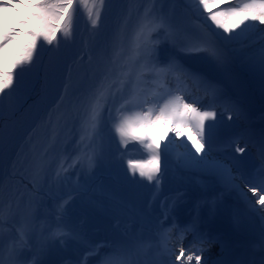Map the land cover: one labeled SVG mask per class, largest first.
<instances>
[{
	"label": "snow or ice",
	"instance_id": "snow-or-ice-1",
	"mask_svg": "<svg viewBox=\"0 0 264 264\" xmlns=\"http://www.w3.org/2000/svg\"><path fill=\"white\" fill-rule=\"evenodd\" d=\"M238 72L264 93V0H191L185 14L167 0H0V264H45L54 246L87 243L82 225L47 226V201L69 182L73 194L56 201L59 221L77 198L126 218L105 245L89 247L96 264H168V255L171 264H264V223L242 251L219 240L213 259L199 214L179 223L175 208L155 215V193L131 204L132 193L108 190L97 201L90 189L113 148L134 142L151 154V167L129 161L118 188H158L161 161L172 155L201 188L218 190L210 216L227 196L247 202L246 187L264 222V127L244 132L233 167L211 156L218 109L229 120L242 114L223 87ZM186 133L191 147L176 143ZM173 233L181 241L190 234V247L175 253Z\"/></svg>",
	"mask_w": 264,
	"mask_h": 264
},
{
	"label": "rangeland",
	"instance_id": "rangeland-1",
	"mask_svg": "<svg viewBox=\"0 0 264 264\" xmlns=\"http://www.w3.org/2000/svg\"><path fill=\"white\" fill-rule=\"evenodd\" d=\"M136 2L147 5L152 2V0H136ZM190 2L191 0H167V3L176 5V11L178 14H185L187 6ZM243 2L244 0L240 2L239 0H236L232 3ZM78 25L80 30L84 31L86 25V17L83 14H81L78 19ZM223 87L225 89V94L231 97L230 101L235 102L240 106L242 114L239 116V118H236L234 114V118L232 120H229L227 118L228 114L218 109L221 115H219L217 118L218 122L215 125V137L213 143L214 141L219 139H229V137L234 134H240L241 136H244V132L247 129H254V125L251 124V121L257 122L259 129L264 127V123H259V121L256 120L255 114L258 109L261 110L259 114L264 113V93H262L261 85L258 80L252 79L243 72H238L236 82L232 83L225 81L223 82ZM248 93L251 94L252 99L249 97H244V94ZM206 123L212 122L208 121ZM239 125H244V127L238 129L237 127H239ZM164 131L165 129L163 127L159 128L157 130V135L162 136L164 134ZM173 135L174 133L169 132L168 137L163 141V143H166L167 139H170ZM231 141L233 142L231 143V147H227L224 152L225 154H233L236 157H239L240 154L235 152L236 144L239 143L240 146H244L245 143L238 137ZM185 142H187V133L184 137L176 141L178 145ZM187 143L188 146L191 147V143ZM174 151H184V149L180 148ZM149 160H151V154L139 144H136L134 142L130 143L127 149L121 148L118 152L115 150V148H113L110 158V164L99 169L96 173L95 178L90 183V189L92 190L93 198L97 201H103V197L100 195V193L112 190L113 194L117 197L127 196L129 193H132L134 198L130 199L129 202L131 204H135L137 201L142 203L150 202L153 193L156 194V201L158 190L163 186L162 182L166 175L176 172L183 173V170L181 169L166 168L169 166V163L175 162L172 155L165 156L161 161L163 179L161 180L158 188L153 189L152 186L147 183V181H144L139 185H131L126 188L117 187L116 178L122 179L125 176H130V173L128 172L129 161L143 163L146 167H151V165L148 164ZM74 187L75 185L69 182L68 185H66L58 194H56L55 199H49L47 201L48 214L46 219L48 227L55 228L58 223H61V221H59L56 216V201L72 195ZM179 193L191 194L188 190H183ZM168 198L169 196L166 194L161 197L158 203L159 210L163 209L164 203ZM155 201H151L152 204L154 202V206ZM125 219L126 218L123 216L106 214L94 205L85 203L80 198H77L72 202L70 214L64 220L72 223L80 222L79 224H81L82 221L88 223L90 226H93V228L96 229L97 238L101 239L106 237V235H103V233L101 232V229L105 228L107 230L106 232H109L110 237L113 232H117L115 229L116 225H119L121 227L124 226ZM33 243L35 244L36 240H33ZM56 247L57 248H52L43 257L45 263L86 264V260L84 257L90 258V255L88 253H86L84 256L81 255V246L77 241H69L66 244L56 245ZM102 248L105 249L104 247H101L100 249ZM100 253L103 254V252ZM61 255L66 256V259H62ZM77 256H80V258L75 259V257ZM98 258L99 256L94 257L95 260H97Z\"/></svg>",
	"mask_w": 264,
	"mask_h": 264
},
{
	"label": "bare ground",
	"instance_id": "bare-ground-1",
	"mask_svg": "<svg viewBox=\"0 0 264 264\" xmlns=\"http://www.w3.org/2000/svg\"><path fill=\"white\" fill-rule=\"evenodd\" d=\"M233 1L236 0H231V2ZM244 97H249L252 99V96L249 93L244 94ZM227 98L230 97L227 96ZM259 112H261V110L259 109L257 110V112H255L256 120H258L259 123L263 124L264 113L259 114ZM242 126L244 125H239V127ZM254 129L256 131L260 130L258 127V123H254ZM214 142L216 143L212 144V152H211L212 158L222 161L226 167L229 168L233 167L234 160L238 157H236L233 154L232 155L231 154L223 155L219 153L215 154L216 150H214L213 148H215L216 145L220 144V141L218 140ZM169 166L166 168L179 169L175 164V162L169 163ZM162 183L163 186L158 190L157 193V200L155 201V206L154 204L152 205L156 216H161L166 207L168 209L175 208V216L177 214L180 215L189 214V213H195L196 215L199 214L200 216L204 217L202 221L205 220L207 222V225L211 226L212 230L216 233V235L212 237L213 241H216L218 243L219 240L223 239L236 250L238 249V247H240L239 251H242L249 244L250 241L259 240L260 229L262 223L264 222L261 221L258 213H254L252 211L253 206L256 209H259L260 206L258 204H254L256 197L253 193L248 192L246 187L243 189V192L247 197V202L244 200L243 197H239L237 195L227 196L226 199L229 202L224 201V204L222 205L218 215L213 217L209 215L210 201L217 195L218 190L206 191L203 188H201L200 184L198 183V177L196 176L195 173H190L187 171H183V173H177V172L169 173L163 179ZM183 190L190 191V193L195 197H193L191 194L179 193L180 191ZM168 193H171L169 194L170 197L165 201L163 209L159 210L158 203L161 197L164 194L168 195ZM199 198L200 200H202V203L205 206L201 207L200 204L194 203L193 200ZM248 208H251V210L248 211ZM234 217H239L238 223L234 222L233 220ZM184 218L187 219V217ZM61 222H63L69 227H79L81 225L83 226V231L85 233L87 240V243H80L81 246L80 253L83 256L86 253H88V249L91 245L96 244L102 246L105 245L109 239V232L107 233L106 232L107 230L105 228L101 229V232L103 233V235H106V237L98 239L96 229H94L93 226H90L86 222L82 221L81 224H79L80 222L72 223V222H67L65 220ZM121 228L122 227L119 225L115 226L116 231H119ZM230 229L234 230L233 235H231V233H227L231 231ZM218 232L219 235H217ZM189 245H191V241H189ZM53 248H57V247L54 246ZM215 248L219 249V243L218 246ZM173 251L178 252L177 246L174 245ZM209 254H211L212 258L214 259L216 253L210 250ZM94 257L95 256H90V258L84 257L86 260V264H96V262L94 263ZM61 258L66 259V256L61 255ZM79 258L80 256L75 257V259H79ZM172 258L174 259V256L172 255H168L165 257L167 261ZM176 264H179V261H176Z\"/></svg>",
	"mask_w": 264,
	"mask_h": 264
}]
</instances>
